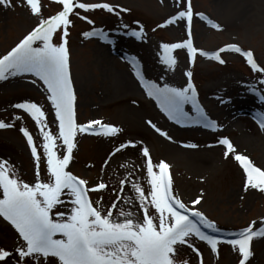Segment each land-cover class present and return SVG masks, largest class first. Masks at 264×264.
<instances>
[{"label":"rangeland","instance_id":"rangeland-1","mask_svg":"<svg viewBox=\"0 0 264 264\" xmlns=\"http://www.w3.org/2000/svg\"><path fill=\"white\" fill-rule=\"evenodd\" d=\"M225 0H190L193 12L191 39L193 46L205 51H217L226 44L235 43L243 50H252L257 63L264 66V0H247V10L240 14L226 15ZM100 3L101 0H83ZM114 6L109 11L102 7L84 10L78 7L81 16L70 14L73 23L68 25L67 48L69 51L70 73L75 91L74 110L78 123L100 119L112 123L120 131L104 135L97 131H85L76 135V147L68 170L87 181L91 200L101 201L106 207L116 199L118 181L126 179L121 205L135 210L139 201L131 188L135 179L147 191V160L158 164L163 160L169 165L168 173L174 194L189 207L202 211L216 228L213 233L225 237L217 242L213 252L207 241L191 237V243L181 245V255L190 264H238L241 258L238 246H233L231 237L238 235L244 227L252 224L253 229L264 224V190L248 187L245 189L246 173L235 159V153L224 155L226 146L219 142L227 136L235 145V151L247 155L258 167L264 168V127L260 119L264 115V73L254 71L242 52L224 49L219 54L222 61L205 57L200 51L189 55L186 46L172 50L176 64L170 67L164 63L162 45L180 43L189 38L187 18L164 24L178 10H186L188 0H104ZM42 14L48 16L62 5L58 0H41ZM128 11H123V9ZM196 13H203L204 17ZM206 17V18H205ZM39 16L30 11L26 0H0V55L10 50L24 35L39 23ZM221 25L216 28L208 21ZM91 21H94L93 24ZM139 22V23H137ZM123 25H127L124 28ZM143 28V37L131 34V29ZM93 28L107 33L110 40L100 35L85 36ZM58 30L54 42H61ZM39 46V42H37ZM149 80L160 85L186 87L191 79L197 91L199 104L211 119L222 127L211 129L205 123L196 121L192 104H185V111L192 114V120L180 123L172 120L154 96L135 75L132 58ZM192 75L189 78L187 72ZM128 80L121 81L120 76ZM46 86L33 73H20L0 79V120L6 127H0V158L9 160L19 170L22 178L34 183L36 162L21 125L26 126L34 137L41 153L39 169L42 179L47 178L46 159L40 147L43 141L36 120L26 109L16 107L23 100L41 104L46 112L47 130L58 134L54 123L55 113L47 99ZM151 120L158 128L167 132L165 136L148 123ZM168 136L172 137L169 139ZM135 145L118 146L127 140ZM58 154H64L66 146L57 140ZM147 146L145 156L142 148ZM118 148L117 151H113ZM154 171L159 172L158 168ZM105 181V190L92 189V185ZM116 188L117 192L112 189ZM127 196L131 201L124 200ZM201 199L191 204L196 197ZM60 206L59 210H64ZM116 211V209H114ZM199 221V218L193 217ZM255 222V223H253ZM59 235V234H57ZM18 232L9 221L0 215V247L13 249ZM200 251L197 253L195 248ZM253 255L246 264H264V236L254 237L251 242ZM18 259L12 253L0 264H14Z\"/></svg>","mask_w":264,"mask_h":264},{"label":"snow or ice","instance_id":"snow-or-ice-1","mask_svg":"<svg viewBox=\"0 0 264 264\" xmlns=\"http://www.w3.org/2000/svg\"><path fill=\"white\" fill-rule=\"evenodd\" d=\"M10 3L11 0H4ZM62 7L55 13L43 16L41 0H26L30 11L39 16V23L24 35L10 50L0 55V79H6L20 73H33L42 80L48 92L47 99L54 109L55 120L58 124V134L47 130L46 112L43 106L31 100H23L16 107L26 109L36 120L43 137L40 147L46 159L47 178L42 179L39 169L41 153L34 142L29 129L21 125V132L25 135L30 146L31 154L36 162V178L34 183L25 181L19 170L9 160L0 158V215L14 226L18 232L17 244L13 249L0 247V260H4L12 253L18 259L14 264H190L186 256L181 255V245L191 243L193 234L211 246L213 252L217 250V242L224 240L223 236H213L204 232L201 224L209 228H216V224L199 209L189 207L172 189V181L168 173L169 165L163 160L158 164L147 160V179L150 190H145L135 179L131 188L139 207L135 210L125 209L122 205L117 208L116 201L121 199L119 192L123 191L126 179L118 181L119 192L110 206L101 201L90 199L87 181L72 171L68 165L72 159L73 149L76 147L75 137L80 132L97 131L104 135L119 132L118 125L102 123L100 119L78 123L76 120L74 101L75 91L70 73L69 51L67 48L68 25L73 23L70 14L81 16L88 21V16L75 11L78 7L84 10H94L102 7L109 11L123 8L112 3H88L83 0H58ZM128 11V9H123ZM204 17L203 13H196ZM193 12L188 0L186 10H178L164 24L176 22L178 18H187L189 38L180 43H164L162 55L164 63L170 67L176 64V56L172 50L186 46L190 56L200 51L205 57L222 61L219 54L224 49L242 52L247 63L254 71L264 73V66L257 63L252 50H243L235 43L226 44L217 51H205L193 46L191 39V20ZM206 18V17H205ZM93 24L94 21H91ZM216 28L221 25L212 20L208 21ZM139 23V22H137ZM127 28V25H123ZM62 33L61 42H54L57 31ZM143 28L131 29V34L138 38L143 37ZM93 28L84 35H100L101 39L110 40L107 33ZM39 42V46H37ZM133 70L147 90V95L154 96L163 110L172 120L180 123L190 122L192 114L185 111V104L191 103L198 123L215 129L222 127L211 119L197 100V91L191 79L186 87H173L165 83L160 85L154 80L145 77L142 69L132 58ZM190 78L192 73L187 72ZM264 80V76L260 77ZM264 99V95L261 96ZM158 132L167 136V132L157 127L151 120L148 121ZM9 126L0 120V127ZM260 126L264 127V115L260 119ZM169 139L172 137L168 136ZM66 146L64 154H58L56 141ZM226 146L224 155L235 153V159L246 173L244 187H253L264 190V168L258 167L247 155L235 151V145L229 137L223 136L220 141ZM135 140H127L118 147L135 145ZM114 148L113 151H117ZM145 156L148 155L147 146L142 148ZM158 168L159 172L154 171ZM92 189L105 190L108 185L105 181L91 186ZM201 197H196L191 204H196ZM129 203L127 196L124 197ZM65 206L64 210H59ZM116 209V211H114ZM191 214V215H190ZM193 217L199 218L194 219ZM264 220V218H262ZM255 223V222H253ZM59 234V235H57ZM264 236V224L253 229L252 224L239 231L236 238L230 243L238 246L241 258L238 264H246L253 255L251 242L254 237ZM195 248V245H192ZM199 253V249L195 248ZM200 264H203L201 257Z\"/></svg>","mask_w":264,"mask_h":264},{"label":"bare ground","instance_id":"bare-ground-1","mask_svg":"<svg viewBox=\"0 0 264 264\" xmlns=\"http://www.w3.org/2000/svg\"><path fill=\"white\" fill-rule=\"evenodd\" d=\"M224 13L226 15H235V14H240L243 13L247 10V4L248 1L247 0H225L224 1ZM121 81L125 82L128 79L127 78H123V75L120 76Z\"/></svg>","mask_w":264,"mask_h":264}]
</instances>
